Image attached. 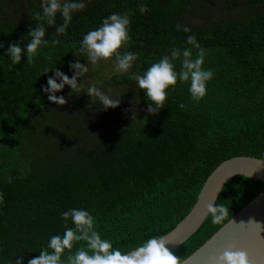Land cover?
<instances>
[{"label": "trees", "instance_id": "obj_1", "mask_svg": "<svg viewBox=\"0 0 264 264\" xmlns=\"http://www.w3.org/2000/svg\"><path fill=\"white\" fill-rule=\"evenodd\" d=\"M141 3L149 9L143 15ZM39 9L40 0H0V55L12 42L27 43ZM126 10L134 12L128 44L147 57L145 64L168 47L187 46L186 36L194 34L209 50L205 67L214 69L215 78L199 103L189 99L187 84H178L157 115L145 109L99 127L90 121L100 107L86 93L68 97L66 86L57 93L66 96L65 105L47 100L41 85L53 73L44 68L57 61L56 67L71 76L68 62L76 59L83 34L101 18ZM216 12L220 16L211 15ZM177 24L189 26L191 33L177 30ZM45 26L47 38L62 41L51 52V65L47 49L35 64L23 57L20 65H11L6 56L0 63V264H11L21 251L25 264L38 256L50 235L62 234L60 213L70 207H87L101 233L130 251L173 229L222 161L264 159V0H91L74 13L66 34L56 36L55 26ZM104 73L89 75L105 87L129 86L119 76L105 79ZM128 89V99L147 107L142 91ZM73 106L77 111L69 112ZM221 190L215 202L229 207L231 217L264 184L236 175ZM221 226L206 217L172 251L185 259Z\"/></svg>", "mask_w": 264, "mask_h": 264}, {"label": "clouds", "instance_id": "obj_2", "mask_svg": "<svg viewBox=\"0 0 264 264\" xmlns=\"http://www.w3.org/2000/svg\"><path fill=\"white\" fill-rule=\"evenodd\" d=\"M90 2L91 0H40V9L33 13L38 21L37 26L28 30L30 39L26 44L10 43L4 55H0V63L5 62L6 56L11 65H20L23 57H26V63L35 64L47 49L45 58L51 65V52L62 41L47 38L48 28L45 24L55 26L56 36L64 35L74 13L84 11ZM138 8L141 15L149 11L146 3L139 4ZM58 14L62 18L59 25ZM132 15V10L112 12L101 18L98 27L84 33L77 52L73 55L76 59L68 62L71 76L56 67L57 61L54 67L44 68V73H53L47 78L46 84L41 85L48 101L55 105H65L68 102L66 96H58L57 93L68 86V97H79L81 93H86L91 103L102 110L114 109L120 105L122 94L131 86L135 92H143L147 102L146 114L157 115L165 107L169 93L178 84H187L189 99L194 103H199L206 97L208 84L215 78V71L211 67H205L209 50L200 44L196 35L186 36L187 46L168 47L166 53L160 51L158 58L145 64L147 57L142 56L140 51L131 50L128 44L131 39ZM176 28L186 34L191 33V28L187 25L177 24ZM3 48V43H0V49ZM81 58L84 63L80 62ZM140 65L145 67L141 69ZM105 68L109 69L104 73L105 79L119 76L129 83L126 91L114 93L112 87L102 86L103 81H96L89 75L99 74ZM134 103L139 104L140 100H134ZM178 106L181 109L185 107L183 103ZM3 204L4 193L0 191V206ZM206 213L205 218L210 216L215 225L233 221L229 207L215 201L206 205ZM60 217L62 234L50 235L46 245L39 250V255L27 259V264H185L184 259L169 249L168 245L173 242L167 235H151L130 251H121L114 246L112 239L101 233L97 227V218L87 207H70L62 211ZM255 223L260 225L259 222ZM233 247L234 245L229 244L223 252L210 256V264H251L247 252L233 251ZM24 253L21 251L14 254L11 264H25Z\"/></svg>", "mask_w": 264, "mask_h": 264}, {"label": "water", "instance_id": "obj_3", "mask_svg": "<svg viewBox=\"0 0 264 264\" xmlns=\"http://www.w3.org/2000/svg\"><path fill=\"white\" fill-rule=\"evenodd\" d=\"M236 175L259 180L264 184V159L235 156L217 165L202 185L189 212L164 234L173 242L168 245L171 251L202 225L207 215L206 205L216 201L225 181ZM232 220L222 225L187 256L185 264H210L209 257L223 252L229 244L234 245L231 249L233 251L247 252L251 264H264V190L234 214Z\"/></svg>", "mask_w": 264, "mask_h": 264}, {"label": "rangeland", "instance_id": "obj_4", "mask_svg": "<svg viewBox=\"0 0 264 264\" xmlns=\"http://www.w3.org/2000/svg\"><path fill=\"white\" fill-rule=\"evenodd\" d=\"M15 5H17V3H14V5L11 7L12 11L16 10L14 8ZM228 10L229 9H227V10L221 9L222 12H225V11H228ZM201 14H202V11L200 9V16H199L200 19H202ZM211 15L220 16V12H216L214 14L211 13ZM106 71H109V69L105 68V69L101 70V72H106ZM111 87L113 88L114 93L124 92L127 89L126 87H122V86H118V85H114V86H111ZM129 93H130V90L128 89L124 94H122V100H121L122 102L120 103V105L118 107H116L114 109L113 108H108L107 110H102L101 108H99L98 110H100L101 112L98 114V117L96 118V120H93V121H90V122L93 123V124H96V126L100 127V126H103L104 123H108L109 125L112 124V123H115L114 120L116 118H121V116H123V115L128 116V115L132 114V111H135L137 114L139 112H141V111H145L146 106H144L142 104H138L137 105V104L134 103V101H132L131 98L128 99ZM124 96H125V99L123 98ZM130 96H131V94H130ZM123 100H128V101L124 102ZM75 111H77V110H76V108H74V106L71 108V110H69V112H72V113L75 112ZM105 111H108V113L110 111V113L107 114ZM102 113H104V114H102ZM101 114H102V116H101ZM107 119H109V120H107ZM87 120H90V118H88Z\"/></svg>", "mask_w": 264, "mask_h": 264}]
</instances>
